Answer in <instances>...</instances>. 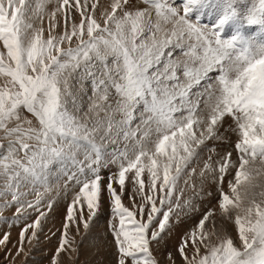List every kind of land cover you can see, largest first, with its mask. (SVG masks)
<instances>
[{"label": "snow or ice", "instance_id": "6c2138e0", "mask_svg": "<svg viewBox=\"0 0 264 264\" xmlns=\"http://www.w3.org/2000/svg\"><path fill=\"white\" fill-rule=\"evenodd\" d=\"M226 118L236 160L208 143ZM53 173L75 190L54 258L106 198L99 264H264V0H0V210L25 221L12 261Z\"/></svg>", "mask_w": 264, "mask_h": 264}, {"label": "rangeland", "instance_id": "374dc122", "mask_svg": "<svg viewBox=\"0 0 264 264\" xmlns=\"http://www.w3.org/2000/svg\"><path fill=\"white\" fill-rule=\"evenodd\" d=\"M226 122L228 124L227 126L228 129H225L227 125ZM226 122L224 123L223 127L220 129L219 134L221 137H223L225 135L222 134L228 132L229 133L227 137L228 141L225 143L226 141L225 139L217 140L218 142L214 140L212 141L213 143L212 142L210 143V147L215 149V153L225 152V149L223 148L225 143L227 148L231 147V151L229 152H232V159L236 160L237 153L233 148V145L235 142H237V140L232 138V135L230 134V130L235 127V124L233 123L231 118H226ZM232 134H234L233 131ZM207 154L208 152L207 150H205V155ZM68 168L71 170V165ZM230 177L232 178V176H228L226 178L224 185L226 184V182L229 180L228 178ZM66 182H67L66 177L61 176L60 178H57L56 173H53V176L49 178V184H48L49 191L46 193L45 199L51 197L52 200L54 201L53 207L50 211H47L46 218L42 220L41 222L42 231L38 232L37 239H33L31 242H29L27 236L30 235L31 230H29V233L26 234V239L24 242V253H22L20 256L15 257L14 261H12V256L15 255L17 249L13 245L18 244L19 233L21 229L24 227L25 221L21 220L19 222H14V216H15L14 207L3 208L2 210H0V216L4 218H11L9 223L0 222V235H2L4 232L10 233V243L8 247L11 249V254L8 259L9 261L12 262V264H53L54 259H58L59 264H99V261L105 260L106 258L110 261L109 257L100 254L101 252L105 251L103 247L104 246L103 241L110 239L108 232L110 229V225L112 223L108 202L106 198L103 200L100 207L101 209L105 207L104 202H106L107 206L105 210L104 209L101 210L99 208L96 217L93 218V220L91 221L89 229L87 231L83 229L82 224L80 225L79 235H76V229L74 227L69 229V235L75 236L76 243L77 245H79V247L77 248V253L72 254L70 256L66 255L65 253H61L59 258H54V252L58 246L59 237L61 236L64 210L75 191L72 182H67V183ZM227 186L228 183L226 184V187L223 186V190L226 193L230 192V189H228L229 187L227 188ZM41 191H43V189H41ZM217 195L218 194H216L215 196ZM131 196L132 194L130 192L127 191L125 192L124 203L126 206L131 207L130 204ZM32 198L33 197H29V199ZM208 199L209 198H205V201L203 203L199 201H194V203H196L197 206L200 208V210L203 211L205 207L209 206L207 204ZM213 203H215V200ZM36 215L37 214L33 212L28 222H31L32 219H35ZM191 215L195 217L198 216L199 213H192ZM85 219H87V214H85ZM189 221L190 223H187L185 227H181L178 225L179 226L178 228H183L184 230H186L188 227L194 226V221L193 220H189ZM95 224L96 225L99 224V225L96 226ZM97 229L98 231L96 232ZM229 232L232 235L233 239L236 240V234L235 231L232 229V227L229 228ZM100 238H103V240ZM175 240H176L175 234L172 233L170 237L166 238L167 248L162 247V251L171 250L172 245L175 243ZM99 247H101V249H98ZM4 251L5 250L2 247H0V264H6ZM177 264H179V261L177 262Z\"/></svg>", "mask_w": 264, "mask_h": 264}, {"label": "bare ground", "instance_id": "6f19581e", "mask_svg": "<svg viewBox=\"0 0 264 264\" xmlns=\"http://www.w3.org/2000/svg\"><path fill=\"white\" fill-rule=\"evenodd\" d=\"M226 124H227V122H226ZM228 124L226 125V128L225 129H228ZM232 126V125H231ZM228 131V130H227ZM234 133V132H233ZM222 134V133H221ZM230 134L232 135V138H234V139H238V137H237V134L236 133H234V134H232V131L230 130ZM236 134V135H235ZM222 135H225V136H223V137H221V139L223 140V139H225L226 141H225V143L228 141L227 140V137H228V135H229V133L227 132H225V134H222ZM231 139V138H230ZM220 140V139H219ZM233 141V140H232ZM212 141H209L208 143L210 144ZM216 142H218L217 140H216ZM215 142V143H216ZM234 142V141H233ZM213 143V142H212ZM214 143V144H215ZM224 143V146H223V148L225 149V152H229V151H231V147H229V148H227V146H226V144ZM216 145V144H215ZM219 148H220V146H219ZM237 159V158H236ZM68 167H70V164L68 165ZM228 179H232L231 177L230 178H228ZM66 180H67V177H66ZM226 184H227V182H226ZM226 184L225 185H223V186H225L226 187ZM227 188H228V186H227ZM228 189H230V188H228ZM217 193H213V197L216 195ZM209 199H211V198H209ZM213 202H214V199H213ZM104 204H105V207H103L102 209H104L105 210V208H106V206H107V204H106V202H104ZM65 208V207H64ZM101 209V208H100ZM101 209V210H102ZM188 223H190V221H188ZM96 225V224H95ZM99 225V224H98ZM98 225H96V226H98ZM185 225L186 224H179V226H181V227H185ZM94 226V225H93ZM179 226H177L175 229H174V231H173V233L175 234V239H176V237L179 235V233L180 232H182V231H184V229L183 228H178ZM100 228V227H99ZM95 229V228H94ZM186 229V228H185ZM98 231V229L96 230V232ZM93 236V235H92ZM173 239H174V237H173ZM176 241V240H175ZM104 247V246H103ZM103 247H102V249H103ZM98 249H101V247H99ZM104 249H105V247H104ZM107 259V258H106ZM109 259H110V257H109Z\"/></svg>", "mask_w": 264, "mask_h": 264}]
</instances>
